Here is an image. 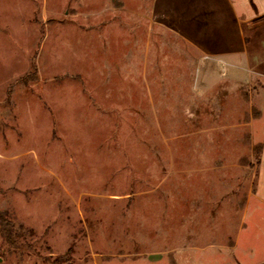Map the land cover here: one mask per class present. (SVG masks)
I'll use <instances>...</instances> for the list:
<instances>
[{"label":"rangeland","instance_id":"374dc122","mask_svg":"<svg viewBox=\"0 0 264 264\" xmlns=\"http://www.w3.org/2000/svg\"><path fill=\"white\" fill-rule=\"evenodd\" d=\"M156 1L0 0V264H264V75Z\"/></svg>","mask_w":264,"mask_h":264},{"label":"crops","instance_id":"0c3cea01","mask_svg":"<svg viewBox=\"0 0 264 264\" xmlns=\"http://www.w3.org/2000/svg\"><path fill=\"white\" fill-rule=\"evenodd\" d=\"M163 4L170 6L167 11L168 16L171 15L172 19H177V16L178 19H186V21L181 20L180 23L192 22L193 25L199 27L198 31H201L202 23L207 24V30L204 33L201 31L204 34L202 35L204 41L200 36H197V33L190 32L189 38L184 36L198 50H206L207 48L211 50V53L225 57L227 65L232 70L237 69L238 72L249 71L264 75V48L259 42L262 36L258 30L254 31L250 28L251 23L260 22L262 19L264 22V0H158L154 6L160 11ZM185 7L191 8L190 16L182 18L178 14H180L181 8ZM194 11L202 12L204 19L202 21L197 18L193 19ZM169 21L171 22V20ZM228 21L235 24L236 33L234 35H224L215 41L214 24L218 28L224 23L227 24ZM245 24H249V27L247 28ZM220 39L223 40L222 45ZM216 44L218 46H215ZM235 59L237 61L236 65L233 63ZM263 173L264 153L259 174V185L254 195L258 202L264 204L262 183L260 181ZM157 257H159L158 260L161 259V256Z\"/></svg>","mask_w":264,"mask_h":264},{"label":"trees","instance_id":"16d2710c","mask_svg":"<svg viewBox=\"0 0 264 264\" xmlns=\"http://www.w3.org/2000/svg\"><path fill=\"white\" fill-rule=\"evenodd\" d=\"M26 83V80H24ZM0 225H1V234L5 240V243L8 246L14 247L17 250L21 251L20 257H24L25 249L24 247H28L29 249H33L34 245L29 243H22L21 239H24V234L21 231H17L15 228V222L7 212H0ZM60 261V259L56 260Z\"/></svg>","mask_w":264,"mask_h":264}]
</instances>
